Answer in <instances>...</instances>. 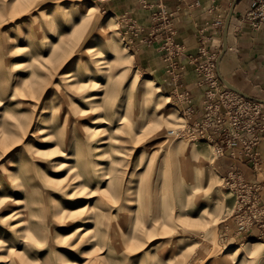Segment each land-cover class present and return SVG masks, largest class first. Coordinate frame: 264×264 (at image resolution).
<instances>
[{
    "label": "rangeland",
    "instance_id": "obj_1",
    "mask_svg": "<svg viewBox=\"0 0 264 264\" xmlns=\"http://www.w3.org/2000/svg\"><path fill=\"white\" fill-rule=\"evenodd\" d=\"M103 1L0 0V264H264L226 133L201 137L205 106L161 88Z\"/></svg>",
    "mask_w": 264,
    "mask_h": 264
},
{
    "label": "crops",
    "instance_id": "obj_2",
    "mask_svg": "<svg viewBox=\"0 0 264 264\" xmlns=\"http://www.w3.org/2000/svg\"><path fill=\"white\" fill-rule=\"evenodd\" d=\"M255 0H104L115 3L119 14H126L135 25L136 59L154 73L161 88L173 94L174 89L190 95L197 118L204 113L205 87L200 83L195 59L205 45L219 57L224 46L228 16L234 7L228 30V48L219 72L233 86L254 99H264V25L253 29L246 15ZM120 6V7H119ZM116 16L115 14H111ZM117 17V16H116ZM160 19L159 21L157 20ZM173 32L184 53L176 59L178 77L168 72L164 43ZM174 78V81L172 79ZM155 82L156 80L153 79ZM157 83V82H156ZM178 85H180L178 87ZM189 106V105H188ZM189 106V107H190ZM259 165L255 167L243 150L225 151L220 161L228 176L236 177L258 191L264 210V134L257 146ZM261 220V219H260ZM252 223V222H251ZM251 225V224H250ZM264 235L263 226L254 227ZM253 230V231H254Z\"/></svg>",
    "mask_w": 264,
    "mask_h": 264
},
{
    "label": "built area",
    "instance_id": "obj_3",
    "mask_svg": "<svg viewBox=\"0 0 264 264\" xmlns=\"http://www.w3.org/2000/svg\"><path fill=\"white\" fill-rule=\"evenodd\" d=\"M157 20L160 19L157 18ZM246 20L253 29H258L264 25V0L254 1L246 15ZM164 46L167 51L165 62L168 72L178 77L180 72L176 59L184 53V47L175 41L173 32L168 34ZM199 52L200 58L195 59V65L200 83L205 87L206 95L204 105L206 121L202 124L201 137H206V131L209 128H213L217 132L223 129L227 136L226 151L241 148L246 156L252 160L253 165L258 167L257 146L264 134V111L261 109L264 104L256 100H249L232 91L219 78L216 53L209 51L205 45L200 48ZM183 94L187 96L186 100L190 102V95ZM191 108L194 109L193 106H190V110ZM218 150L224 152L223 147H218ZM260 200L261 196L258 201L259 207Z\"/></svg>",
    "mask_w": 264,
    "mask_h": 264
},
{
    "label": "bare ground",
    "instance_id": "obj_4",
    "mask_svg": "<svg viewBox=\"0 0 264 264\" xmlns=\"http://www.w3.org/2000/svg\"><path fill=\"white\" fill-rule=\"evenodd\" d=\"M80 12H81V14H83L84 15V17H85V19H88V20H92V19H94L96 16H97V14H98V12H99V7H98V5H96V4H90V5H88V7L86 8V10L85 11H83L82 9L81 10H79ZM85 13V14H84ZM21 51L22 50H25V49H20ZM23 64V61H21V62H17L16 63V67L17 68H19L20 67V65H22ZM15 70H17V69H15ZM62 78H64V79H70V74L68 75V74H63L62 75ZM155 81L154 80H151L150 81V87H153V86H155ZM91 101H93V100H95L96 99V96H92L91 98ZM85 209V208H84ZM74 212H80V213H82L83 212V209H79V210H77V211H74ZM204 213V212H203ZM80 230H83V229H80ZM79 231V230H78ZM77 231V232H78ZM259 244H261V245H264V244H262V243H259ZM242 253V249H241V247L240 248H236L235 250H233L232 252H230V253H228V254H226L227 256H229V257H237L238 255H240Z\"/></svg>",
    "mask_w": 264,
    "mask_h": 264
},
{
    "label": "water",
    "instance_id": "obj_5",
    "mask_svg": "<svg viewBox=\"0 0 264 264\" xmlns=\"http://www.w3.org/2000/svg\"><path fill=\"white\" fill-rule=\"evenodd\" d=\"M233 10H234V7L232 8L229 16H228V19H227V22H226V26H225V32H224V46H223V50H222V53L220 54V56L218 57V75H219V78L220 80L225 83L232 91L242 95L243 97L249 99V100H256L262 104H264V99H254L253 97L247 95L246 93H244L243 91H241L240 89H238L237 87L233 86L232 84H230L222 75L221 73L219 72V64H220V61L223 57V55L226 53L227 51V48H228V30H229V25H230V20H231V17H232V13H233Z\"/></svg>",
    "mask_w": 264,
    "mask_h": 264
}]
</instances>
